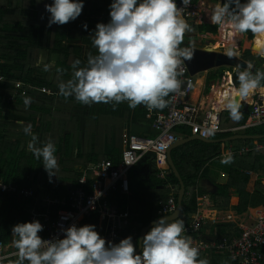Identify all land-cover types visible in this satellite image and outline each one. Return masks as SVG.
<instances>
[{
	"label": "trees",
	"instance_id": "trees-1",
	"mask_svg": "<svg viewBox=\"0 0 264 264\" xmlns=\"http://www.w3.org/2000/svg\"><path fill=\"white\" fill-rule=\"evenodd\" d=\"M199 1L201 0H194V3L198 4ZM111 2L112 0H84L82 14L75 21L48 27L50 13L46 11L45 5L51 4L52 0H0V124L3 113L7 121L4 126L10 128L6 131L0 130V177L7 184L35 192L32 199L21 195H0V241L5 244L15 239L12 236L14 225L31 222L36 209L44 211L45 196L63 198L69 195L70 185L77 183L80 177L78 167H88L106 160L118 164L124 151L125 127H128L130 135H134L131 132L133 127L152 128V121L147 119L149 110L144 106H138L135 110L130 109L126 102L115 108L112 104L104 103L88 106L77 102L74 97L65 98L59 94V84L72 76L73 61L80 59L81 66H85L88 55L97 54L92 35L98 23L110 21ZM213 2L218 4L220 0ZM85 23L88 25L87 30L83 28ZM189 24L192 31L186 33L185 38L196 33L218 35L220 29L217 25L197 26L193 20ZM246 35L250 41L255 38L250 32ZM44 51L48 53L46 63L42 60ZM255 58L251 50L246 51L242 57L252 64L255 63ZM52 60L56 61L55 66L51 65ZM45 65L49 66L48 71H44ZM243 70L245 69H237L234 74L236 86L237 73ZM257 70L264 71V67L258 64L253 72ZM225 72L220 70L210 73L207 92L210 91V84L221 80ZM1 78L6 82L1 81ZM16 82L45 88L50 94L27 96L32 98V103L25 108V97L18 96L15 102L9 101L14 95ZM170 98L171 95L167 98L168 101ZM168 108L169 104L162 111L152 110L154 119L166 113ZM249 117L250 114L242 113L239 121H233L228 111L223 112L222 130L228 132L216 135L213 139L222 140L237 135L235 133L239 132L231 130L246 126ZM21 122L23 125H32V131L39 137L38 146H43L49 139L55 143L58 159L56 176L50 178L43 167L42 159L37 160L28 148L30 137L24 134ZM153 131L149 137H156L157 132ZM243 132L250 136H262L264 125L247 128ZM176 133L179 140L193 136L188 127L178 128ZM229 144L236 153L229 170V181L215 184L214 189L205 183L211 181V165L214 162L221 163L224 159L223 143L192 141L173 149L174 163L186 187L184 214L180 218L184 224L192 222L191 216L199 211V198L208 194L212 196L214 210H228L232 188L236 189L240 198L238 213L244 214L250 208L264 206V182L260 183L257 175L264 165V156L256 149L259 145H264V140H236ZM244 148L249 151L239 154ZM246 171L252 174L249 175ZM153 180L155 193L163 202H168L173 195L178 201L180 181L171 169L166 179L155 176ZM126 201V197L118 193L112 198V202L118 204L122 210L126 209ZM160 216V205L154 203L150 212L141 214L142 226L138 227L132 221L127 231L122 234L121 240L131 236L137 250L142 229ZM85 224L95 225L98 231L99 215L95 213L91 218H86L81 226ZM216 229L218 236L230 241L241 237L243 233L235 224H223ZM38 235L42 237L45 233L42 231ZM219 255L221 253L213 252L215 264H219L217 259L222 260ZM223 261L225 262L220 263L238 264L229 255ZM5 264H15V261L9 260Z\"/></svg>",
	"mask_w": 264,
	"mask_h": 264
},
{
	"label": "clouds",
	"instance_id": "clouds-1",
	"mask_svg": "<svg viewBox=\"0 0 264 264\" xmlns=\"http://www.w3.org/2000/svg\"><path fill=\"white\" fill-rule=\"evenodd\" d=\"M192 0H112L110 21L98 23L93 33V46L97 54H89L85 66L76 59L71 65L72 76L59 84V94L74 97L81 104H112L115 108L126 102L130 109L144 106L149 111L168 107V97L178 92L184 81L181 66L191 60V45L181 47L191 25L182 16V8ZM84 8V0H52L45 9L50 13L48 27L75 21ZM210 21L213 25L230 28L239 34L252 33L264 37V0H220ZM83 28L87 30L85 23ZM264 51V41L254 46ZM227 56H235L228 49ZM249 63L238 71V86L222 95L233 121L242 118V101L264 88V71L253 72ZM49 66H44L48 71ZM191 87V81H188ZM31 97H25L28 108ZM30 137L28 148L37 160L42 159L49 177L56 176L58 159L55 143L49 139L43 146L32 131V125H23ZM224 164L233 162L231 155ZM39 220L18 223L12 227L14 246L17 249L15 264H210L201 258L200 249L193 245L182 219H169L162 215L140 241L137 253L131 236L112 243L106 241L93 224H72L63 229V238L43 239ZM6 256H0L4 264Z\"/></svg>",
	"mask_w": 264,
	"mask_h": 264
},
{
	"label": "built area",
	"instance_id": "built-area-1",
	"mask_svg": "<svg viewBox=\"0 0 264 264\" xmlns=\"http://www.w3.org/2000/svg\"><path fill=\"white\" fill-rule=\"evenodd\" d=\"M178 7L180 0H177ZM199 8L192 0L191 5L182 8V16L188 18ZM183 47V44L181 45ZM184 75L182 88L171 94L169 108L166 113L154 119L152 111H148L147 119L152 121V129L157 132L156 137L146 138L137 135L124 134V151L121 161L116 164L106 160L88 167L77 169L80 177L77 183L69 187V195L59 198L46 196L43 199V210H35L31 221L39 220L43 225V239L53 240L63 238V229L72 224L81 226L86 218L98 214L102 226L101 236L112 243H119L122 234L130 225L131 215L122 210L118 204L112 202L116 193L130 194V172L148 155L154 154L162 170L161 179H166L168 172V153L179 141L176 133L178 128L188 127L193 136L202 139H211L213 136L224 133L222 130L221 115L226 109H204L201 105L191 101L196 88V77L185 61L181 66ZM234 71L226 74L234 79ZM1 81L6 82L4 78ZM191 81V87H188ZM233 84V83H231ZM15 92L9 99L15 102L18 96L27 97L37 93H49L45 88H38L23 82L14 83ZM50 94V93H49ZM243 100L241 103L243 104ZM249 122L242 129L264 125V92L257 90L250 102ZM21 195L32 199L34 192L14 184H7L0 177V195ZM177 200L173 195L168 202L160 205V215L169 216L177 212ZM251 224L242 226V236L232 241L220 238L217 241H208L202 235L205 219L199 214L193 216L192 222L185 224L186 235L190 236L193 245L200 249L201 254L209 255L219 252L229 255L238 264H263L264 262V210L251 213ZM17 249L14 243L5 244L0 241V256L9 260H17Z\"/></svg>",
	"mask_w": 264,
	"mask_h": 264
},
{
	"label": "crops",
	"instance_id": "crops-1",
	"mask_svg": "<svg viewBox=\"0 0 264 264\" xmlns=\"http://www.w3.org/2000/svg\"><path fill=\"white\" fill-rule=\"evenodd\" d=\"M207 1H209V0H201V1H199L198 2L199 8L195 12H193L190 17L184 18V19L188 23H189L190 20H193L194 23L197 26H200V25H203V24H208L210 26H216V25H213L212 23L206 21L208 19L210 20L211 15L213 13V11H210L211 9H209V8H213V5H212L213 3L211 2L212 3L211 4V3H208ZM213 10H214V8H213ZM201 11H202V13H201ZM195 14H196V17L195 18L192 17V15H195ZM197 19H200L199 20L200 22L197 23ZM222 27L223 26H220L219 31H223V29L226 27V25H224L223 29H222ZM244 35L247 36L246 34H244ZM203 36L204 37L211 36V39H213L214 37H216L218 35H214L212 33H204V34L196 33V34H193V35H187V37L184 39V41L188 42L189 40H191V39H193L195 37H203ZM222 36H223V34H222ZM222 36L220 38V43H222V40H221ZM239 40H241V39H239ZM196 42H197V40H194V42H192L194 44L193 46L191 45L193 47V49L205 52V50L199 49V48H197L195 46ZM220 43L217 44V45H220ZM183 44H184V42H183ZM186 44H184V45L186 46ZM190 44H191V42H188V45H190ZM208 53H211V52H208ZM214 53H217V52H214ZM235 56H238V55L235 54ZM198 58H199V56L196 55V54L193 55V57H192L193 67H192L191 71L194 72V74L193 73L192 74L195 75V77H196V88H195L194 94H193V96L191 98V101L201 105L204 109H210V108L220 109L221 107H220L219 101H218L217 97L214 96L213 92H214V89L222 87L225 83L223 82V83H218V85H213L218 80L217 81H213L210 84V91L207 92V83H208L207 79H208V76L210 75V73L218 72L222 68L211 69V68H209L206 65L207 63L204 62V59L206 57L199 58V59ZM238 58H239V56H238ZM242 60H244V59H242ZM247 63H249V62H247ZM51 65L55 66L56 65V61L52 60ZM227 68H231L232 71H234L235 67H227ZM236 70H237V68H236ZM227 71H229V70H227ZM199 74H204L205 77L198 79V75ZM228 79H229V77H227L226 80H228ZM230 80H231V83H233V84H231V87L236 86L235 83H234V79L232 80L230 78ZM258 90L261 91V90H264V88H261V89H258ZM202 91H204V93H206V94H204V96L202 95ZM244 101L250 105V102H252V97L248 98V100L246 98ZM2 116H3V120H2V123L0 124V130H2V131L10 130V128H7V126H4L7 123V121L5 119V114L2 113ZM245 130L246 129H242V127H239V128L232 129L231 131L232 132H239V133H235L237 135H235L233 137H239V136H247V137H249L250 135H246L243 132ZM17 131H20V129L17 130ZM131 132L134 135H137V136H140V137L151 138L148 135L153 133L154 131L150 127L149 128H146V127H133ZM224 132H228V131H224ZM126 133H128V127H125V134ZM262 136H264V135H262ZM233 137H229V138H233ZM213 138H214V136L211 138V140H214ZM226 139H228V138H226ZM222 140H225V139H222ZM222 140H214V141H216L214 143H222L221 142ZM236 140H244V141L245 140H264V138L263 139H235L233 141H236ZM233 141H231V142H233ZM231 142H226V143L224 142L223 143L224 146L222 148L223 149V155L222 156L224 158H226L229 155H231L233 157L236 154L234 152V150L232 149L233 146L229 144ZM256 149H257V152H260V154L262 156H264V145H259L258 148H256ZM248 151H249L248 148H244L242 151H240L239 154H243V153H246ZM145 158L142 160L144 163H142V161H141L130 172V182H131L130 183V194L129 195H124L126 197V199H127V201H126L127 202L126 203V209L125 210L128 211L130 213V215H131L130 224L133 221L134 224L136 226H138V227L142 226V222H143V221L140 220L141 214L150 212L152 210V208H153L154 203H158L159 205H161V203L163 202V200L155 193V187L153 186L154 177L156 176V178H160L162 170H161V168H160V166L158 164V161H157V159H156L154 154H148ZM233 163L234 162L229 163V164H224L222 162L221 163L220 162H214L211 165V174H210L211 181L206 182L205 185H207L209 187L212 186V188L214 189L213 186L215 184H225V183H227L229 181V170L231 168V165H233ZM78 168H80V167H78ZM169 169L170 168H169V165H168V172H169ZM168 172H166V176H167ZM154 173H156V174H154ZM246 173L249 174V175L252 174L249 171H246ZM257 175L260 178L259 182L260 183L264 182V165H263L262 169L258 172ZM212 188L210 190H212ZM172 190L174 191L175 189L172 188ZM179 192H180V190H179ZM118 194H120V193H118ZM230 196H231L230 206H229V209L225 210V211L214 210L213 201H212V196L211 195L208 194V195L203 196L202 198H199V200H198L199 201V211H198L197 214H199L201 217H203L205 219V225H204V227L202 229V235L205 238V240L217 241L218 239H220L221 237L217 235L218 232H217L216 228L221 226V225H223V224H235L238 228L242 229V226L252 223V221L249 219V215L251 213L256 214L257 212H260V211L264 210V206H262V207H259V208H250L248 210V212H246L244 214H240V213L237 212V208H238V206L240 204V198L237 195L235 188H232L230 190ZM34 197H35V192H34ZM177 202L179 203V198H178ZM178 203H177V208H178ZM174 214H171L169 216H172ZM197 214H195V215H197ZM195 215H192L191 218L193 219V216H195ZM146 227H144V228H146ZM101 228H102V226L100 224V219H99L98 232H99L100 235H101L102 230H103ZM127 229H126V231H127ZM211 238H217V239L216 240H211ZM223 254L224 253H221V255H219V256H222V260L221 259H217L218 260L217 263L219 262V264H221L220 262H225L223 260L226 259L227 255H225V254L223 255ZM201 258H207L209 260L210 264H215V260L216 259L214 260L213 252L210 253L209 255L201 254ZM222 264H225V263H222ZM226 264H228V262ZM263 264H264V262H263Z\"/></svg>",
	"mask_w": 264,
	"mask_h": 264
},
{
	"label": "water",
	"instance_id": "water-1",
	"mask_svg": "<svg viewBox=\"0 0 264 264\" xmlns=\"http://www.w3.org/2000/svg\"><path fill=\"white\" fill-rule=\"evenodd\" d=\"M240 48H241V44L239 45V49ZM195 54L198 55L199 58L206 57L205 59H209L210 61H212V62L206 64L211 69L223 68V67H235L237 69H246L247 65L249 64L246 61H244L242 59H239L238 56H234L232 58H229L225 53H214V52L208 53V52L194 50V55ZM186 62L189 65L190 69H192V67H193L192 59L191 60H188ZM192 73L194 74L193 71H192ZM240 111L242 113H244V114H249V112H250V106H249V104L246 103V102L243 103ZM263 138H264V136H249V137H247V136H239V137L228 138V139L222 140L221 142L222 143H224V142L225 143L226 142H231V141H233L235 139H263ZM192 141H201V142H204V143H214V142H216V141L211 140V139H202L199 136H192V137L187 138V139H181V140H179L173 146V148L170 149V151L168 153V165H169V168L176 175V177L179 179V181H180V187H181L180 192H179L178 210H177V212L174 215L168 216L169 219H172V220L180 219L183 216V214H184V210H183V199H184V196H185V193H186L185 184H184V182L182 180V177H181L180 172L178 171V169H177V167H176V165L174 163L173 156H172V152H173V149H176L177 147L180 148V146L185 145L187 143H190ZM157 220H155L149 226H147L146 228H144L142 230L140 239L138 240L139 241V247L137 249V253L141 252V250H142L141 247H140V241L145 236V234L151 229V227L154 225V223ZM216 239L217 238H211V240H216Z\"/></svg>",
	"mask_w": 264,
	"mask_h": 264
},
{
	"label": "rangeland",
	"instance_id": "rangeland-1",
	"mask_svg": "<svg viewBox=\"0 0 264 264\" xmlns=\"http://www.w3.org/2000/svg\"><path fill=\"white\" fill-rule=\"evenodd\" d=\"M207 2L208 3H211L212 2L213 4L212 3L211 4L213 5V8H215L220 3L219 2L217 4V3L213 2L212 0H209ZM213 8H209V9H211L210 11H213ZM201 13H202V11H201ZM192 17L195 18L196 17V14L195 15H192ZM199 20L200 19H197V23L200 22ZM206 21L211 23V21L209 19L206 20ZM227 27H225V29H227ZM222 32L223 31H219L218 36L214 37L213 39H211V36H209V37H204L203 36V37H195V38L189 40L188 42H191L190 45L193 46L194 44L192 42H194V40H197V42L195 43V46L197 48H199V49L205 50V52L227 53V50L228 49H235V54H237L240 59L243 57V54H244L245 51L251 50L252 54H254L256 56V58H255L256 61H255V63H253V65H254L253 68L254 69L257 68V65L258 64H260V65H262L264 67V63H263L264 62V56L258 54L256 50H253L252 49L253 41H250L249 38H248V36H245L244 34H242V38H241V40L238 41L237 45L235 47L234 46L231 47L230 45H228L226 43H220V38L222 36ZM228 40H229V34H228ZM188 42L187 41H184V44L187 43L186 46H188ZM219 43H220V45H217ZM184 44H183V47L185 46ZM239 44H241V48H240L241 50L239 49ZM47 55H48V53L45 52V51L42 53V60H43L44 63H46V61H47ZM220 70H225V71L229 70V71H232L231 68H227V67H224V68H222ZM203 77H205L204 74H199L198 75V79L203 78ZM227 77H229V75H227L225 73V75L223 76V78L221 80H218L216 82L217 84L215 83L213 85H218V83L225 82L226 79H227ZM230 78L231 77H229V79ZM204 94H206V93H204V91H202V95L203 96H204ZM142 163H144V162L142 161Z\"/></svg>",
	"mask_w": 264,
	"mask_h": 264
},
{
	"label": "bare ground",
	"instance_id": "bare-ground-1",
	"mask_svg": "<svg viewBox=\"0 0 264 264\" xmlns=\"http://www.w3.org/2000/svg\"><path fill=\"white\" fill-rule=\"evenodd\" d=\"M227 26L228 25H226V27ZM222 34H223L222 39H221L222 40V43H226V44L230 45L231 47L232 46L235 47L237 45L239 39L242 38V35L239 34V33H236L235 31H233L230 28V26H228L227 29L224 28ZM228 34H229V40H228ZM261 41H264V37H256L255 36V38L253 40V44H252V49L253 50H256L258 54L264 56V51H258L254 47L257 43H259ZM224 83L225 84L222 87L214 89V92H213L214 93V96L217 97V99L219 101V104H220L221 109H226L225 104L222 103V95H223V93L229 92L230 89L232 88L231 87V80L230 79L226 80V82H224ZM261 92H264V90H261ZM253 95L249 96L248 98L253 97ZM248 98H247V100H248Z\"/></svg>",
	"mask_w": 264,
	"mask_h": 264
},
{
	"label": "flooded vegetation",
	"instance_id": "flooded-vegetation-1",
	"mask_svg": "<svg viewBox=\"0 0 264 264\" xmlns=\"http://www.w3.org/2000/svg\"><path fill=\"white\" fill-rule=\"evenodd\" d=\"M204 62L208 64V63H210L212 61H210L209 59H204Z\"/></svg>",
	"mask_w": 264,
	"mask_h": 264
}]
</instances>
